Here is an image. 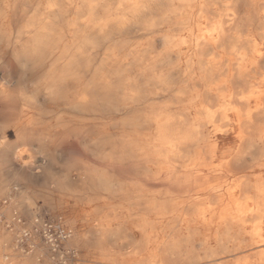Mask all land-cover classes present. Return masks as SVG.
I'll list each match as a JSON object with an SVG mask.
<instances>
[{"label": "bare ground", "instance_id": "6f19581e", "mask_svg": "<svg viewBox=\"0 0 264 264\" xmlns=\"http://www.w3.org/2000/svg\"><path fill=\"white\" fill-rule=\"evenodd\" d=\"M0 52V164L63 212L0 264H264V0H0Z\"/></svg>", "mask_w": 264, "mask_h": 264}, {"label": "rangeland", "instance_id": "374dc122", "mask_svg": "<svg viewBox=\"0 0 264 264\" xmlns=\"http://www.w3.org/2000/svg\"><path fill=\"white\" fill-rule=\"evenodd\" d=\"M2 56L3 54L0 52V58ZM16 77H20L22 80H24V76L22 74H16ZM167 98H168L167 95L151 94L147 97V103L160 105L164 101H167ZM176 105L178 104L176 103L173 104V106ZM148 129L152 130L153 127L150 126ZM145 130L149 132L147 128H145ZM13 139H14L13 136L10 135V140L13 141ZM226 142H229V139H227ZM2 165L0 164V192L2 193L0 197V240L3 242V246L16 242L20 246H22L24 250H26L27 252L33 251L34 253L33 243L27 241L18 242L22 230L27 227V219L30 216H32L33 213H35L37 208L39 209V213L43 215L46 219L50 217V212L52 211V209L56 210V213L60 215H62L63 212L59 206L55 205V202L53 201H48L47 203H43L40 197L33 198V196L35 195L39 196L38 194H40V192H38V190L44 189L46 187L45 183H43L41 180H31L29 182L31 189L36 190L34 192L33 191L31 192L30 190H27L25 188L24 186L25 181L22 180L21 177L15 171H13L11 167L9 166L5 167L4 165L3 166ZM44 171L46 175L51 174L54 176H61L65 172L63 167L61 166L59 167V164H56L52 160H49V162H47L44 165ZM15 184L22 189L21 193L14 194L13 189ZM47 187H49V185ZM8 193L10 194L9 196L11 197H9V199L7 200H4L3 199L4 196H6V194ZM98 193H102V191H98ZM27 197H30L31 201L29 200L27 201ZM99 202H94V203L92 202L89 205L80 204L78 206H75L71 201L69 203V206L66 209H64V214L70 216H79L81 212L80 209L85 210L93 206V204L99 205L103 203V202L100 203ZM105 203L112 204L111 206L116 208L117 211L125 210L127 207V203L124 197H122V194L117 192H115L114 196L109 198L108 201H106ZM131 218H135V216L132 215ZM115 226L117 227V229H115V231L111 235H109L107 239L108 245L111 247L112 253L118 254L119 251L121 253L130 251L131 249L130 247H132L134 241L136 240L134 234L135 232H137V228L134 227L133 224L129 222H123L120 224L116 223ZM13 233L15 234L13 235ZM85 255H87V250L81 249V257H84ZM52 257L53 256L49 258L50 264H78L75 263V260L73 258H68L66 261L65 260L62 261ZM42 260H43V255L35 254L33 258V263L43 264ZM98 264H131V263L117 260V262L116 261L102 262V263L100 262Z\"/></svg>", "mask_w": 264, "mask_h": 264}]
</instances>
